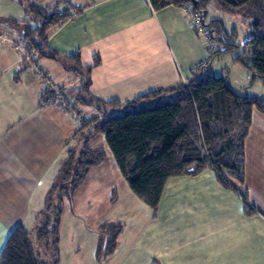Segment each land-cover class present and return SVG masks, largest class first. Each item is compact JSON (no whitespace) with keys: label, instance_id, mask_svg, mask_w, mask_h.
<instances>
[{"label":"crops","instance_id":"crops-1","mask_svg":"<svg viewBox=\"0 0 264 264\" xmlns=\"http://www.w3.org/2000/svg\"><path fill=\"white\" fill-rule=\"evenodd\" d=\"M62 1L72 16L48 31L46 44L55 57L38 55L31 61L11 42L0 41V254L18 225L36 230L78 127L59 104L45 101V76L52 88L60 86L70 78L60 65L69 62L70 54L78 53L82 66L98 57L89 91L102 100L124 103L157 89L170 95L168 89L184 83L209 58V42L182 7L154 9L149 0ZM0 32L23 46L11 38L8 26H0ZM118 108L123 105L108 111ZM106 160L64 200L66 211H76L77 194L93 173L100 176ZM109 186L100 203L112 207L120 198H109ZM237 187L224 184L206 167L195 176L168 178L155 214L127 194L124 214L106 219L123 224L112 254L96 260L98 240L92 233L73 239V256L88 246L89 264H264V113L257 110L244 141V182ZM61 251L60 220V264Z\"/></svg>","mask_w":264,"mask_h":264},{"label":"trees","instance_id":"trees-1","mask_svg":"<svg viewBox=\"0 0 264 264\" xmlns=\"http://www.w3.org/2000/svg\"><path fill=\"white\" fill-rule=\"evenodd\" d=\"M38 1L27 5L25 1L18 0L26 17L19 21L13 19L12 22L22 25L20 42L26 51H36L41 57L52 58L57 53L47 47L48 31L67 21L72 12L62 0L48 4ZM212 1L221 11L238 15L248 22L250 33L241 45L231 41L235 30L228 33L221 19L206 21L207 7ZM149 2L154 9L189 4L193 11H201L203 25L209 29L212 45L216 40L217 45L213 49L209 48L208 60L195 66L190 78L167 90L173 94L170 100L159 99L165 92L162 89L146 92L124 103L97 98L89 91V85L91 69L99 63L98 57L92 64L82 66L78 53L69 55L70 59H75L76 66L85 78L82 89L89 94L90 100L87 102L104 110L98 119L95 116L80 119L81 130L79 136L75 137L77 142L67 148L59 174L47 193L46 205L37 222L34 235L38 246L32 241L30 232L18 225L6 239L0 254V264L59 263L63 203L65 199L73 197L89 171L106 159L104 148L90 146L91 140L100 134L104 136L130 190L153 214L157 211L165 182L170 177L195 176L204 168L211 167L221 182L235 190L243 184L244 141L253 110L264 113V99L235 93L227 75L215 76L210 63L213 56L240 48L234 60L243 64L253 78L264 80V0ZM51 92L45 89V101H50ZM76 102L65 109L82 118ZM122 105L125 110L119 114L108 115L105 110ZM58 181H61L63 190L59 192L52 212H45L52 203V193ZM240 193L246 198L245 193ZM245 207L250 213L247 204ZM122 225L119 221L106 220L100 224L96 248L98 262L114 251Z\"/></svg>","mask_w":264,"mask_h":264},{"label":"rangeland","instance_id":"rangeland-1","mask_svg":"<svg viewBox=\"0 0 264 264\" xmlns=\"http://www.w3.org/2000/svg\"><path fill=\"white\" fill-rule=\"evenodd\" d=\"M23 1H25L27 5L37 2V0ZM58 3L60 4V1ZM25 17L26 14L24 12V8L22 5H20L18 0H0V23H3L0 24V26H8L9 34L14 40L20 41L21 32H23V29L21 23H14L12 21L9 22V18L19 21ZM216 18L222 20L228 33H230L233 29L235 30V35L234 37H232L231 41L236 43L237 45H241L250 33L248 22L245 19H242V17L238 15L221 11L216 3L212 1L207 7L206 21H210ZM1 34L5 35L3 32H1ZM206 42L208 41L206 40ZM216 42L217 40L214 41L213 45L212 41L209 42L208 47L210 49H213V47L217 45ZM27 52L29 51L27 50ZM239 52L240 48L234 51L223 53L221 55L213 56L210 63L213 74L215 76L226 74L232 90L237 94L264 99V80L256 77L253 78L252 74L243 64L234 60V57ZM33 53V61H35L38 53L36 51H33ZM63 62V65L61 63L60 65L61 67L66 69V71H69L70 78L66 80V83H64V81L60 82V86H54L53 88L51 86L54 83L49 80L51 85L49 84L50 86L47 85L45 88L50 92L52 91L51 93L53 95L50 101H53V103L55 104H59L60 107H62L63 105L61 103V97L66 101L65 106L67 108L70 107V105L73 104L75 100L77 101L75 105L77 107V111L81 113L82 118L75 116V112H71L68 109H65V106L62 107L64 111L67 112V115L72 118V120L76 124H78V127L73 134V138L75 140V137L79 136V132L81 130L80 119L86 120L88 116H95L98 119L101 116L102 110L104 109H100L101 107H98L94 103L87 102L90 100L89 94L86 90L83 91L82 89V86H84L85 84V78L82 77L80 69L76 66L75 60L70 59L69 62L68 60ZM70 86H72L71 90H69ZM78 98H80V101H78ZM172 98L173 94L169 95V93H167V95L162 94L161 96H159L160 100H170ZM151 103L152 102H150V104ZM111 108L112 107H107L105 110L108 111V109ZM123 110H125V108H118L112 112L108 111L107 113L108 115H115L121 113ZM74 142L77 141L75 140ZM90 146L93 148L103 147L107 153V160L106 163H104V165L102 166V169H104V171H101L100 176L98 177V173H93L77 194L76 199L74 200L77 212L74 211L73 213H71L68 210L66 211V207L63 204L61 213V253H63L61 264H89L88 261H86V257H88V246L86 248L85 246H83L79 253L75 257L73 256L74 251H77V249H75V247L77 246L72 244L73 239L77 236L89 235L94 233L96 234L98 240L100 236V224H102L103 220L105 221L106 219H111L112 217L124 214L123 211L126 210L124 208V202L125 198H127V194H129V196H132L135 202H139L137 197L130 190L122 174L120 173V170L115 163L112 153L105 143L104 136H98L97 138L93 139V141H91L90 143ZM60 183L61 181L57 182L56 187L54 188L52 193V203L49 205V207H47L46 210H44L45 212H52V210L54 209V206L59 198V192L63 190L61 188L63 185H61ZM108 184L112 185V190L109 192V198L116 194L120 198L119 202L112 207L108 206L107 204H102L103 202L100 203L102 200H104L106 189H110V186ZM124 188H127V193L126 191H124ZM93 193L95 194L93 195ZM93 199L96 201V204L88 203L89 200L93 201ZM81 204H83V207H81ZM41 218L43 219L44 217ZM30 231L32 241L36 246H38L34 235L35 231ZM58 264H60V254ZM91 264H95V261Z\"/></svg>","mask_w":264,"mask_h":264},{"label":"built area","instance_id":"built-area-1","mask_svg":"<svg viewBox=\"0 0 264 264\" xmlns=\"http://www.w3.org/2000/svg\"><path fill=\"white\" fill-rule=\"evenodd\" d=\"M182 10L184 11V13L187 16L190 23L194 26V28H196V30L201 32L208 42H211L212 38L210 37L209 29L203 25V14H202V12L201 11H193L189 4L183 5ZM0 41L11 42L16 49L22 51L24 58H26L28 60H33V55H34L33 51H30V52L25 51V49L23 48V46L21 44H18V42L13 41L12 39H8V37L6 35L1 34V32H0ZM43 82H44L45 87L50 84L49 79L46 76L43 78ZM61 103L63 104L62 107L66 105V101L63 100L62 97H61Z\"/></svg>","mask_w":264,"mask_h":264}]
</instances>
